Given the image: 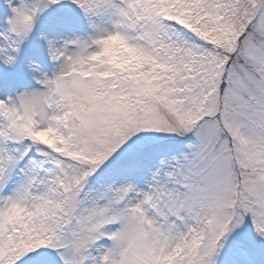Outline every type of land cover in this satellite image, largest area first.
<instances>
[{
    "label": "snow or ice",
    "instance_id": "1",
    "mask_svg": "<svg viewBox=\"0 0 264 264\" xmlns=\"http://www.w3.org/2000/svg\"><path fill=\"white\" fill-rule=\"evenodd\" d=\"M0 264H264V0H0Z\"/></svg>",
    "mask_w": 264,
    "mask_h": 264
}]
</instances>
